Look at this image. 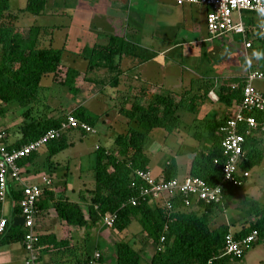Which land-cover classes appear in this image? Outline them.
<instances>
[{
  "label": "trees",
  "instance_id": "1",
  "mask_svg": "<svg viewBox=\"0 0 264 264\" xmlns=\"http://www.w3.org/2000/svg\"><path fill=\"white\" fill-rule=\"evenodd\" d=\"M47 2L48 0H26L25 6L13 11L9 7L8 0H0V115L6 110V105L14 101L25 108L22 112L23 116H30L31 107L39 98L38 88L42 76H49L51 82L78 91L74 82L80 71L61 63L64 48L52 47L50 41L44 46L40 42L41 34L46 33L48 27L31 25L27 34L21 35L17 32L13 21H9L10 18L15 19L13 12L42 15ZM247 23L251 24L252 20L248 18ZM82 51L81 55L85 57V60L87 59L86 70L98 68L104 73L113 74L111 81L117 80L121 71L117 59L123 55L139 56L142 52L124 37L115 35L110 36L106 44L95 43L90 47L84 46ZM243 81H238L234 87L226 83L219 85L216 89L218 102L226 107L240 103ZM211 87L212 85L207 81L198 79L194 86L191 84L188 90L179 94L155 95L143 105L132 102L129 107L120 106L119 114L126 118L128 129L114 137L111 147L97 146L95 148V160L92 166L94 184L91 189H88V198L83 200L84 204L69 200L67 196L62 195L65 191L64 185L61 187L62 193H55L52 188L44 187L36 200L35 221L41 211L51 208L55 217L64 224L63 226L88 228L91 224L101 221L106 213L115 212L117 218L110 229L118 232L137 221L140 230L137 233H130L129 239L140 234L141 238H137L139 243L151 241L154 244V252L148 264H206L208 260H212V264H226L230 259L217 255L223 249L224 237L230 225L221 223L214 226V214L229 207L228 203L230 204L240 193L244 181L241 185L224 184L221 203H206L188 196L189 203L186 205L185 197L176 195L167 199L171 204V208L168 209L163 198L146 195L144 199L139 198L136 205H123L137 195L140 186L145 185L137 177L136 170L149 169L148 160L143 151L150 132L154 129L164 130L167 134L177 131L181 126L177 110L184 109L197 113L199 106L207 99ZM68 114L93 128L100 117L90 113L84 105H75L65 115L60 113L56 116L45 114L30 116L33 119L20 128L21 139L13 145L7 144L6 149L18 148L49 130L60 128ZM244 115H252L258 122V126L251 129L249 135H245L244 157L239 163L241 170L249 171L253 166L260 164L264 158V146L258 145L261 138L264 139V130L260 129L264 113L252 111ZM229 118L230 116L226 115L217 119H205L202 129L204 133L193 134L192 141L196 143L191 146L194 147L190 149L193 156L185 176H176L177 164L174 160L165 163L158 175L152 174L163 180L175 178L181 181L185 177L198 178L210 187L220 183L222 181L221 166L226 161L221 146L224 135L220 127L225 125ZM245 127L244 123L239 124V132L243 133ZM2 130L6 133L4 129ZM73 130L77 129L62 130L58 138L48 141L39 148H46L44 162L46 167L54 166L55 168L52 158L67 148L70 142L67 141L66 135ZM77 131L80 134H86L84 131ZM252 139L256 143L252 144L250 142L253 141ZM36 152L21 159L19 165L31 162ZM7 197L12 199L13 206L11 216L5 217L7 223L4 232L0 235V245L22 242L25 233L22 226L13 224V218L20 215L18 203L22 197L20 186L8 183ZM239 203L246 214L255 217V221L234 233V236L243 237L252 230H256L259 235L258 241L264 240V207H261L260 203L253 198L245 196ZM1 207L0 202V216ZM64 229L67 228L62 227L63 231ZM35 232L38 243L42 246L38 258L42 253L47 252L49 247L67 248L68 240L71 238L68 234V237L63 236L56 240L53 233H41L36 230ZM130 241L120 239L110 242L115 249V264L140 263V249H135ZM84 248V259L74 260L73 264H89L92 260H102V253L98 247L95 246L94 250L96 249L95 252L99 253V258H92V260L90 258L93 251L91 252L86 244Z\"/></svg>",
  "mask_w": 264,
  "mask_h": 264
},
{
  "label": "crops",
  "instance_id": "2",
  "mask_svg": "<svg viewBox=\"0 0 264 264\" xmlns=\"http://www.w3.org/2000/svg\"><path fill=\"white\" fill-rule=\"evenodd\" d=\"M69 1L70 0H48L45 6L46 8L43 10V14L40 15L42 16V20L38 22L40 24H37V26L52 25V27L55 29H75L79 32L81 29H90L93 27V25H98L97 30L98 33H101L103 41L99 44H106L109 40V37L112 35L122 36L126 39V41L131 42L142 51L139 56L123 55L121 58L116 60L119 65V70H121L117 76V80L111 81L113 74L110 75L103 73L105 81L103 83L104 85H102L103 88L101 91L105 95L110 94L109 99L117 97V95L121 96V94H123L121 97L124 105L125 107H129L132 102L143 105L155 95L179 94L185 90H188L191 87V84L194 86L196 80L198 79L207 81L208 84L212 85L208 91L207 99L199 106L197 113H191L187 110L184 111V109L177 110V114L179 116L181 113L180 110L190 114L189 120L185 115V119H182V116H180L181 127L187 126L186 129L189 132L188 137H191L190 140L193 139L192 137L194 136V133H204L202 129L205 119H217L226 115L232 116L235 110V105L226 107L220 104L217 100L216 89L219 87V85L222 83L236 85L238 81H243L250 71H261L252 68L251 60L246 59L244 61H239L235 56L228 58V56H230L228 55V52L223 53L222 56H218L219 49L213 47V44H211L210 41H225L226 36L229 34H231L233 39H236L237 41H243V38L241 35L228 33L221 37L211 39L208 36L206 30L205 16L207 13V7L204 5H176L173 0L158 1L155 9H153L151 12L150 24H145L144 19L146 16L143 14V12L140 9H132V6L134 7V5L139 4L140 0H105V6H101L100 9L102 10L101 14H97L96 12V7L99 5L101 0H73L72 3ZM48 3L51 4V6H47ZM192 6L196 7L195 10L197 14L193 12L194 8ZM200 8H204V10L202 11ZM47 16H54L55 19H46ZM246 17L247 16H242L248 27L253 29H257V27H259L252 18H249L252 20V23H247L248 17ZM180 29L184 30V35H178ZM250 35V33L247 34L248 40L260 42L263 41L262 43H264V38H262L260 35H254L252 36V39L250 38ZM207 42L208 45L206 44ZM85 46L90 47V44ZM178 46L185 47V49L183 48V50L180 51L181 55L179 54V56H175L172 51ZM252 47L253 42L251 47L247 49L241 47V51L245 56H247L248 50ZM215 55H217V58L214 57ZM233 59L235 60L234 63L231 62ZM187 60L189 61L187 62ZM183 61H186V63H183ZM184 70L188 73L185 74ZM262 82H264V78L259 80V83L262 84ZM91 87H89L88 92L90 94L94 93V97L97 96L98 93L94 92V89H96V84ZM255 87L261 91H264V89L260 88V86L258 87L256 85ZM79 101L78 103L83 101L81 104H78L82 105L85 99L81 98ZM37 102H40L39 98ZM29 117V115L27 118L25 117L24 119L28 120H25L18 125L14 122H11L9 126L2 128L6 131L8 145H13L21 139L22 133L20 128L24 123H28L31 121V119H33L32 117ZM114 124L116 125V128L121 131L120 133H123L128 129L127 120H125V122L117 121ZM96 125L94 126L95 131L93 133H96ZM112 126H108L107 128L105 127L102 132L104 133L102 135L105 137L109 135V140H111V143L116 136L109 134ZM195 126V129L192 128ZM189 127H191L193 130H190ZM158 130L159 129L152 130L148 138L151 137L154 141L156 136L165 138L166 135H169L164 130L160 132H158ZM71 134L72 132H69L66 135L69 140H71ZM190 140L189 143H192L193 146L194 143ZM250 142H252V144L256 143L254 140ZM145 144L143 152L145 154V158L147 159L148 152L145 149ZM97 146L101 147L100 144H95L94 150ZM111 146L112 145L102 147L108 148ZM190 149L192 148L190 147ZM40 153H42L40 164L42 167H46L44 165L47 154L46 148L43 147L39 149L34 154V157ZM151 156L154 157L153 155ZM190 156L189 159L191 161L193 155L191 154ZM165 163H168V161ZM36 165L37 163L33 158L31 162H25L20 166L22 182L41 183L40 177H38V172L40 171L37 170ZM147 166L155 175H158L164 167V165L161 167L158 166V162H156L152 168L149 167L148 163ZM53 167L50 166L47 168L51 169ZM188 170L189 165L187 172ZM249 177L250 171L248 178ZM49 179L51 182L48 187L52 188L55 193H62L61 185L57 189V186H53L52 179L50 177ZM245 181L246 179L244 180V183ZM241 189L242 188H240V192ZM74 190L75 189H73L72 192ZM245 191H247L244 193L245 197L253 198L260 203L259 205L261 207H264V193L261 191H254V189H251V187L246 188ZM62 195L67 196L69 200L75 201L69 198L67 195V189H65ZM87 196L88 189H86V187L83 189L79 187L77 201H79L80 204H84L83 200L88 198ZM240 196V193L235 196L233 201L230 202V204L228 203V208H223L222 211L215 212L213 219L214 222L217 214L220 215L223 213L224 219H221L216 225L221 223L230 225L229 231H231L233 234L241 231L251 222L255 221V217L253 215H248L242 210L239 203L240 201L237 200ZM1 215L9 218L11 213L9 216L5 215L2 206ZM36 217V231L41 233H53L55 239L59 240L63 236L66 237V230L64 229L65 231H63L62 227L69 228V230H71L69 234L71 235V238L68 240L67 248L54 249L49 247L48 251L42 253L34 264H73L74 260L77 261L84 259V247L86 244L85 239L88 238L86 233L87 231L84 229V227L78 228L74 226H63L64 224L55 217L51 208L41 211ZM102 226L103 225H101V227ZM124 232H126V228L118 231L120 237L121 233ZM133 232L137 233L138 230L135 229ZM130 233L131 232L129 231L128 234L130 235ZM138 236H140V234L136 235V237ZM259 243L262 245H259ZM92 251L90 258L91 260L93 258V254L97 250H94L93 248ZM25 258L26 253L24 251L22 242L0 245V264H25ZM245 259L249 260V263L247 264H264V240L254 243L239 260L230 261L236 264H246ZM95 262L96 261L92 260L90 264H95Z\"/></svg>",
  "mask_w": 264,
  "mask_h": 264
},
{
  "label": "rangeland",
  "instance_id": "3",
  "mask_svg": "<svg viewBox=\"0 0 264 264\" xmlns=\"http://www.w3.org/2000/svg\"><path fill=\"white\" fill-rule=\"evenodd\" d=\"M8 1L9 7L13 11L25 6L26 4V0ZM72 1L73 0H70L69 2L72 3ZM158 1L165 0H140V3L134 5V7L132 6V9H140L146 16L144 19L145 24H150L151 12L153 9H155ZM47 6H51V4L48 3ZM98 6L96 7V12L97 14H101L102 10L100 9L101 6H105V0H101ZM193 8V12L197 14L195 10L196 7ZM200 9L202 11L204 10V8ZM13 13L15 14V19L10 18L9 21H13L12 23L17 27V32L21 35H26L28 28L31 25L40 24L38 22L42 20V16L32 15L28 12ZM242 16L252 18L257 26L264 24V13L243 11ZM48 18H50V20L55 19L54 16H47L46 19ZM46 27H48L46 33L41 34L40 41L42 43V46L47 45L50 41L52 47L64 48L62 50L61 63L66 66L74 67L80 71L79 76L74 82V86L78 89V91L76 92L75 90H70L67 86L51 82L49 76H42L40 80V86L38 88V97L40 102L33 103L30 111V116H42L44 114L56 116L60 113L65 115L75 105L81 104L83 102L81 101V103H78L79 99L81 98L85 99L83 104L90 113L100 115L99 120L96 123V133L80 134V132H78L77 130L71 131V140L67 138V141L70 142V144L66 149L60 151L56 156L52 158L55 164V168L48 169L47 167L41 166V154L43 152L34 157V160L37 163V170L42 172H38V177L41 178L42 175H45L46 177L49 176L53 181V186H57V189L60 185L61 187L64 185L65 189H67V195L69 196V198L77 201L78 188L80 187L83 189L86 187V189H89L94 184V175L92 172V166L95 160L94 146L95 144H100L101 146L111 145L109 135L107 137L102 135L104 134L102 132L105 127L107 128L108 126L113 125L112 129L109 132V134L112 136H115L121 132L116 128V125L114 123H116L117 121L125 122L126 119L121 114H119L118 111L120 106L122 107L125 105L121 97L123 96V94H121V96L117 95V97L109 99L110 94L105 95L102 93V85H104L103 83L105 81L103 77V70L98 68L86 70L87 59L85 60V57L81 55L83 53L82 49L87 44H90L91 46L92 44L103 42L101 33H98L97 30L98 25H93V27L90 29H81L79 30V32L75 29H73L74 31L71 29H55L54 27H52V25H48ZM182 34L184 35L185 32L183 29H180L178 35ZM250 38L252 39V35H250ZM210 42L211 44H213V47L219 49L218 56H222L223 53L228 52V55H230L228 56V58L235 56L239 61H244L246 59L251 60L252 68L264 72L263 41H251L253 42V47L248 50L247 56H245L241 51V47H244V41H237L236 39H233V36L231 34L226 36L225 41L217 40ZM206 44L208 45V42ZM183 48L185 49V47L178 46L172 51V53L175 56H179V54L181 55L180 51L183 50ZM214 57L217 58V55H215ZM188 61L189 60H187V62ZM231 62L234 63L235 60L233 59L231 60ZM183 63H186V61H183ZM184 72L185 74L188 73L185 70ZM95 84L96 89H94L95 91H93L98 94L94 97V93L90 94L88 90L89 87L94 86ZM252 84L253 86L257 85L258 87L260 86V88L264 89V82H262L261 84L259 83V80H255ZM24 111L25 108L19 106L14 101L7 104L6 111L0 115V129L9 126L11 122H14L18 125L25 120L27 121L28 119H24L25 116L22 115V112ZM184 111L180 110V112L183 114L182 115L179 112L180 116H182V119H185L187 117V119L189 120L190 114ZM186 127L187 126H180L176 132H171L169 135H166L165 138L156 136V138H154V141L151 137L146 140L145 149L148 152L147 160L150 168H152L156 162H158V166L161 167L165 164L166 161L174 160L177 164L176 176L186 175L187 168L190 162V147L192 146V143H189L191 137H188L189 132ZM192 128L195 129L196 126ZM192 128L189 127L190 130H193ZM160 131L162 130L159 129L158 132ZM192 142L196 143V141ZM258 145L261 147L262 145L264 146L263 138H261ZM151 155H153L154 157H152ZM249 171L250 177L246 179L244 186L241 187V196L237 199L239 201L245 196L244 193L247 192L245 191V189L248 187H251V189H254V191H261L262 193H264V158L260 164L253 166ZM73 189L75 190L72 192ZM2 204L4 214L9 216L12 209V199L10 197H7ZM221 219H224L223 213H221L220 215L217 214L213 225L219 223ZM101 225L102 222L98 221L96 222V224H91L90 227L84 228L87 231L86 233L88 237L87 239H85L87 248L92 251L96 246L102 253V260L96 261L95 264H115V249L112 247L110 241L114 242L119 241L120 239H124V241L131 240V245L135 249H140L139 264H148L149 258L152 252H154V244L151 241L145 242L144 244L139 243L137 241V238H141L140 236L129 239V231L133 233L135 229L138 231L140 230L139 223L137 221L131 223L126 228V232L121 233V237L118 232L114 231L113 229L105 228L103 226L101 227ZM66 231L68 232L65 233V236L68 237V234H70L71 230L67 228ZM259 245L262 244L259 243ZM245 261L246 264L249 263L248 259H245ZM226 264L236 263L229 260Z\"/></svg>",
  "mask_w": 264,
  "mask_h": 264
},
{
  "label": "built area",
  "instance_id": "4",
  "mask_svg": "<svg viewBox=\"0 0 264 264\" xmlns=\"http://www.w3.org/2000/svg\"><path fill=\"white\" fill-rule=\"evenodd\" d=\"M176 5L183 4H201L207 7L205 16V25L208 36L211 39L221 37L228 33L241 35L244 41V48L252 45L251 40L247 39V34L252 36L260 35L264 38V25L257 29L250 28L242 18L243 11L264 13V0H173ZM264 73L261 71H250L243 81L242 99L235 105V110L227 119L225 125L220 127L223 132L221 146L223 154L226 156L225 163L221 166L222 181L215 186H208L204 181L198 178L185 177L181 181L172 178L163 180L155 177L150 169L136 170L137 177L145 183L140 186L135 197H131L125 204L136 205L138 199H144L146 195L163 198L168 209L171 204L169 197L183 195L186 205L189 203L188 196L196 200H202L206 203H221L222 189L224 184L241 185L249 176V171L241 170L240 161L244 157L243 143L245 135H249L250 130L258 126V122L252 115H244L246 112L264 113V91L253 86L255 80H262ZM235 85H232L234 87ZM246 125L243 133L239 132V124ZM77 129L86 133H93L95 130L87 123L79 121L74 116L68 114L66 120L60 128L49 130L35 140L12 150H7V136L0 129V202L3 203L7 198L8 183L18 184L22 189V197L19 200L20 217L23 219L22 227L25 229L22 245L26 253L25 264H34L37 261L38 254L42 246L38 243V236L35 232V214L36 200L40 196L44 187L49 186L50 179L46 176L40 178L41 183L22 182L21 169L19 161L50 140L60 136L62 130ZM260 129L264 130V120L260 124ZM245 133V134H244ZM117 218L115 212L106 213L101 221L102 225L111 228ZM5 216H0V235L4 232L6 226ZM259 240L256 230H252L243 237L236 238L231 231H228L224 237V246L218 257H228L230 260L241 258L244 253ZM94 259L99 258V253L95 252ZM90 264V263H89ZM206 264H212L208 260Z\"/></svg>",
  "mask_w": 264,
  "mask_h": 264
},
{
  "label": "water",
  "instance_id": "5",
  "mask_svg": "<svg viewBox=\"0 0 264 264\" xmlns=\"http://www.w3.org/2000/svg\"><path fill=\"white\" fill-rule=\"evenodd\" d=\"M13 224L15 226H22L23 224V219L21 217H14L13 218Z\"/></svg>",
  "mask_w": 264,
  "mask_h": 264
}]
</instances>
